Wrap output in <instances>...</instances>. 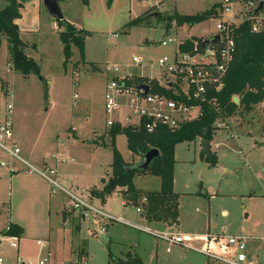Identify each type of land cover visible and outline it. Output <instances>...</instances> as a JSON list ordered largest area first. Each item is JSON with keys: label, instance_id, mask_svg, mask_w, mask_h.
<instances>
[{"label": "rangeland", "instance_id": "rangeland-1", "mask_svg": "<svg viewBox=\"0 0 264 264\" xmlns=\"http://www.w3.org/2000/svg\"><path fill=\"white\" fill-rule=\"evenodd\" d=\"M220 1L112 0L108 4V0H90L89 6H84L80 0H66L62 4L65 17L90 32L85 39V59H81L79 50L74 47L73 56L66 65L63 43L50 14L41 5L40 20L32 22V8L37 6V2L27 1L24 24L21 27L36 31L38 51L34 53L32 47H29L28 51L34 55L40 66V76L24 78L23 75L11 72L8 66L7 41H3L0 47V113L7 110L9 94L12 93L13 139L17 140V129L27 131L32 138V142L27 146L35 144L33 150L37 158H44L51 162V166L56 167L55 161L51 160L52 154L57 151L54 134L58 130L66 134L71 128L75 129L77 137L72 136L71 142H66L65 147L61 149L69 161L57 165L60 184L84 197H95L93 191L100 189H88L101 186L103 179L106 178L103 183L105 185L108 181L107 174L112 173L111 145L97 147L92 144H101L99 143L101 138H104L106 131H110L106 123L108 115L104 108V94L107 84L114 75L112 67L118 65L121 74L129 71L143 77L161 78L162 69L157 63L164 57H168L170 61L176 57L179 46L176 41L193 39L194 36L198 41L207 40L208 35L215 32L217 24L214 14L193 25L188 32L185 28L178 30L175 27L167 28V21L163 18L176 12L187 15L202 14L214 4H220ZM155 2L162 3L161 8L159 3ZM6 5V0H0V9ZM146 10L148 13L143 24L126 27L131 18ZM239 10H245L243 5H240ZM159 12L162 17L155 16ZM59 28L62 29L60 26ZM169 39L173 42L162 46V41ZM135 56L142 59L141 65L133 62ZM150 61H153V64H150ZM126 66L128 70H124ZM2 80L8 84V93L3 91ZM74 94H78L75 105ZM263 118L262 104L249 114L239 111L235 116L227 118L225 123L220 121L219 124L224 123L225 126L218 124L212 139L211 153L216 152L218 155V162L214 166L201 159L202 146L199 138L192 142L178 143L175 147L177 189L185 193H194L189 194L191 197L189 201L192 203L188 205L186 212H190V216L195 214L207 219L211 230L225 228L220 234L247 236L249 254L257 264H264V145L260 134ZM59 138L65 141L66 136ZM107 139L111 144L110 135H107ZM20 147L24 150L22 144ZM116 148L127 163L136 164L141 161L142 157L134 155L128 149L124 134L117 136ZM21 156H24L23 151ZM9 161V155L0 147V162L8 165L6 168L0 166V203L5 205L12 204L11 187L7 179L11 169H17L18 160H12L11 166ZM33 162L37 167H41L39 162ZM99 164H102L101 168ZM24 172L26 173V170ZM146 175L150 177H142L135 181L140 188L152 187L155 184V178L150 174ZM48 185L53 199L52 227L53 231L58 233L59 248L54 253L52 249L39 250L36 244L34 246L30 244L29 255L37 257L34 262L38 263L50 252V264L69 263L76 257L78 259L75 255L78 249L86 248L88 257H83V264H108L109 240L131 237L137 239L139 234H144L141 242L147 249L144 256L146 264H162L161 256L156 258L151 234L118 223H110L104 232L102 229L105 224L100 216L93 214L89 218L81 219L71 208L73 202L66 200L60 192L52 194L51 185L49 183ZM201 187L202 191L199 192ZM143 196L146 195L141 194V197ZM123 201L124 199L113 195L105 201L95 200L94 205L112 215L146 225L141 220L136 206L126 205ZM222 210L227 214L222 215ZM60 213L64 220H69L63 227L59 222ZM4 219L5 216L0 212V233L5 227ZM165 227L170 230L168 227L173 226ZM0 245L5 250L4 254L15 253L13 260L18 254L25 258L12 247L11 241L4 240ZM160 254L164 256L165 264H180L183 260V256L178 258L174 253Z\"/></svg>", "mask_w": 264, "mask_h": 264}, {"label": "built area", "instance_id": "built-area-1", "mask_svg": "<svg viewBox=\"0 0 264 264\" xmlns=\"http://www.w3.org/2000/svg\"><path fill=\"white\" fill-rule=\"evenodd\" d=\"M261 2L263 6L258 10ZM240 5H243L244 11L239 10ZM217 11L216 30L208 36L209 42L204 44L206 40H194L192 51L182 52L178 47L173 60L170 61L168 57L159 59L157 64L162 69L161 78L143 77L129 71L121 74L118 65L112 67L114 75L107 84L104 94V108L108 115L107 126L110 129L119 124L122 127L144 129L149 133L163 127L174 131L201 117L203 104L210 101V93L220 90L224 85L223 80L236 49L234 29L247 21L252 32L259 33L264 30V0H221ZM217 35L220 37L219 41L212 43ZM170 42H173L172 39L163 40L161 44L167 46ZM200 50L203 51L199 52ZM133 62L141 65L142 59L135 56ZM150 64H153V61ZM124 70H128V66ZM140 78L147 80L140 81ZM142 84L148 85V93L140 87ZM156 86L160 90H157ZM77 98L78 94H74V104ZM9 99L7 110L0 121V147L9 155L10 161L16 159L22 162L27 166L29 173L37 174L48 181L52 194L60 192L67 200L73 202L71 208L80 217L86 219L93 214L100 216L105 224L102 229L104 232L110 223H120L150 233L169 245H178L203 255L207 259V264H257L249 254L247 236L223 233L196 237L169 229L157 231L121 216L112 215L97 208L91 196L84 197L68 190L60 184L56 167L49 165L36 167L21 157V149L12 135V94H9ZM117 114L119 117H116ZM224 123L218 122L217 125L225 126ZM53 158L57 163L67 161L66 158L60 159L57 155H53ZM0 166L6 168L8 165L0 162ZM148 202V198L144 196L140 205L136 206L141 215L145 214L144 206ZM5 237L9 238L7 240L11 241L13 248H19L18 237L0 235L1 242ZM37 245L46 247V242L38 240ZM50 257L51 253L48 252V256L36 264H50ZM0 264L35 263L27 262L19 256L14 261H8L6 257L0 256Z\"/></svg>", "mask_w": 264, "mask_h": 264}, {"label": "trees", "instance_id": "trees-1", "mask_svg": "<svg viewBox=\"0 0 264 264\" xmlns=\"http://www.w3.org/2000/svg\"><path fill=\"white\" fill-rule=\"evenodd\" d=\"M7 5L0 9V47L4 40L8 43L10 53L9 62L12 69L28 78L30 75L40 76V66L36 60L27 54L28 45L22 39L20 28L16 20L21 18L20 9L22 3L18 0H6ZM112 0H108L110 4ZM84 6H88L90 0H81ZM220 4H214L211 9L198 15H183L175 13L164 17L169 28L173 23L178 26H193L194 24L217 14ZM148 13V12H146ZM146 13L130 20L126 27L143 24ZM156 17H162L160 12ZM62 29L59 32L63 43L65 65L73 56V48L79 50L81 59L84 60L85 39L90 35L89 31L78 28L66 19L56 20ZM236 49L234 58L229 64L223 80V87L210 93V101L203 104L202 115L199 119L189 122L178 130H170L166 127L159 128L153 133L144 129H136L131 126L122 127L114 125L109 135L113 149V162L111 164L112 175L99 191H93V195L104 201L118 189H124L125 204L140 205L141 192L137 190L134 180L137 176L150 174L159 177L161 188L158 191H149L143 195L148 198L145 204V216L150 222H162L165 225L177 227L179 219V195L174 192V167L175 147L181 142H192L198 137L212 141L217 123L225 122L237 112L249 114L256 107L264 104V30L254 33L250 30L249 22L245 21L234 29ZM184 41L179 50L189 52L193 50V41ZM139 80V79H138ZM147 78H140L146 81ZM157 90H160L156 86ZM234 97L239 98V104L234 102ZM264 119V118H263ZM262 132L264 135V121ZM124 134L127 138L128 149L137 156L142 157L151 148L160 151L147 170H139L135 164L127 163L122 154L116 148V137ZM102 146H107L103 141ZM201 158L211 166L217 164V156L211 153L206 156L201 153ZM23 229L16 224H9L0 234L3 236L20 237ZM109 260L113 264H143L141 258L127 254L126 259L115 256L111 250L108 252Z\"/></svg>", "mask_w": 264, "mask_h": 264}, {"label": "crops", "instance_id": "crops-1", "mask_svg": "<svg viewBox=\"0 0 264 264\" xmlns=\"http://www.w3.org/2000/svg\"><path fill=\"white\" fill-rule=\"evenodd\" d=\"M27 1H31V0H26V1L19 0V2L22 3V7L20 9L21 18L17 19L16 23L18 24V26L20 28V33H21L22 39L26 42L28 47H32L33 48L32 51L34 53H36L38 51V49H37V43L35 41V39H36V34H35L36 31H35V29L31 30L30 28L29 29L27 28L25 30V29H23L21 27V25L24 24V18H25V14H26V10H27V8H26ZM65 1L66 0H60L59 4H60L61 9H62V4H64ZM36 2H37V6L32 8V13H31V21L32 22H35V21L38 22L40 20V13H41L40 6L41 5L44 6L43 0H36ZM155 3H159V2H155ZM216 4H218V3H216ZM161 6H162V3H159V8H161ZM45 10H46V8H45ZM147 10L142 12L138 16L148 12ZM176 13H178V12H176ZM179 14H181V13H179ZM183 15H187V14H183ZM155 16H157V14H155ZM50 17H51V20L53 21V23L55 25V30H57L56 32L58 33V36H59V32L61 31V29L59 28L56 20L51 15H50ZM137 17L135 16L134 18H137ZM134 18H131V20L134 19ZM64 19L68 20L65 17V15H64ZM68 21L71 22L70 20H68ZM71 23H73V22H71ZM73 24H75V23H73ZM76 26L78 28H81L78 25H76ZM174 27L177 30L185 28V29H187L188 32H190L191 31V27H193V26H191V27L187 26V25L178 26V25H176V23H173L171 28H174ZM192 38L196 39L195 36L192 37ZM184 41H186V40L183 39V40H181L179 42L178 41H176V42L180 46ZM28 50H29V48H27V50H26L27 54L29 56L33 57L34 55H32V53L29 52ZM8 52H9V50H8ZM9 58H10V53H9V56H8L9 70L11 72H14V74H19V75L22 76V74H20L19 72L14 71L12 69V66H11V64L9 62L10 61ZM31 76H33V75H30L28 78H30ZM2 85H3V91L5 93H8L9 92V89H8V86H7L8 84L6 85V83H4V81H3ZM10 94H12V93H10ZM12 98H13V94H12ZM73 104H74V102H73ZM263 106H264V104H263ZM5 112L4 113L3 112L0 113V121L3 119ZM263 121H264V119L262 120V126H261V131H260L261 133L260 134H261L262 140L264 142V135H263V132H262ZM13 125L14 124L12 123V126ZM66 131H68V130H66ZM107 132H109V131H106V133L104 134V138L103 139L102 138H101V140L99 139L100 140L99 143H102L104 141L107 144V146H109L110 142L107 139V135L109 136V133H107ZM27 133H28L27 131L26 132L25 131L22 132L21 130L17 129V132H16L17 140L13 139L17 144L19 142L24 147V150H22V148L20 147V144H18V146L21 149L20 155L22 154V151L24 153V156H21V157L24 160H26L28 163L33 165V166H36V164H34L33 161L39 162L40 163L39 165H41V167L46 166V165L51 166L50 165L51 162L46 161L44 158H37V155H36V153H34V150H33V148L35 147V144L32 145L31 147L27 146V145H29L32 142V138ZM59 136H66L65 141L63 139L59 138ZM72 136L74 138L77 137L76 130L73 129V128H71L66 134H65V132H62V130H58V132L54 134V138H55L54 141H55V144L57 145V151H56V153L52 154L51 160H53V161L55 160L53 158V155H57L58 158H60V159L61 158L62 159L63 158L67 159V155L61 149L63 147H65V143L66 142H71V139L73 138ZM198 138L200 139V141L203 139V138H200V137H198ZM116 139H117V137H116ZM92 140H94V139H92ZM126 140H127V138H126ZM212 142H213V140L210 141V151L213 148V146H212L213 143ZM92 144L96 145L97 147H102V145H99L98 143L97 144L96 143H92ZM24 145H26V146H24ZM201 146H202V144H201ZM104 147H106V146H104ZM201 153H203V150L201 151ZM213 153L216 154L217 162H218L217 153L216 152H213ZM68 161L69 160L67 159L66 162H58V163H67ZM9 162H10V166H11L12 159ZM55 163H56V169H57L58 163L57 162H55ZM136 164H138V163H136ZM99 165H100L99 167L101 168L102 164H99ZM25 170H26V173L24 172ZM107 175H108L107 177L109 179V177L112 175V173L111 174H107ZM142 177L143 178H145V177L147 178V177H150V176L140 175V176H137L135 178V180H134V183H135V186H136L137 190H139L142 193V195L145 194L146 192H149V191H158V190H160V188H161V180H160L159 177H156V176H152V178H155V184L152 185V187H150V186L149 187H143L142 186V188H140L136 184L135 181L138 180L139 178H142ZM57 178H58V180L60 182V175H59L58 169H57ZM105 179H104V181H105ZM7 181L10 183V187H11L12 204L8 203L7 205H5V204H1L0 203V212H2L3 215L5 216V219H4L5 220L4 221V223H5L4 226L5 227H4V229H6V227H8L9 224H16V225L20 226L23 229L22 235L20 237H18V243H19V248L17 249L18 253H22V255L25 256V258L21 257L23 260L29 261V262L33 261L32 263L36 264V262H34V261L37 260L36 255L35 256L29 255V252H28L30 244H32L33 246L36 244V246L39 248V250H44L45 248H48L49 250L52 249L54 253L57 251V248H59L57 246L58 245L57 239L59 238V236H58V233H55L53 231V227H52V220H53V217H52V200L53 199H52V195L50 194L48 181L46 182V180L43 179L42 177H40L39 175H36L34 173H29L27 166L25 164H23L22 162H20V161L17 162V169L16 168L15 169H13V168L11 169L10 176L7 179ZM103 183L104 182H102L101 186H94V187H91L88 190H91V189H94V188L95 189L97 188V189L101 190L103 188V186H104ZM202 188L203 187H201V190L199 192L202 191ZM67 189L71 190V188H67ZM123 191H124V189H118V190H116V192H114L113 194H111L108 197H111V196L115 195V196H117L119 198L124 199V201H126L125 197H123ZM72 192L75 193V191H72ZM174 192L179 195V207H180V222L179 223H180V225L178 226V228L177 227H168V228H171L170 229L171 231L179 233V234L196 236V237H201V236H205V235L220 234L221 232L225 231V228L211 230L210 225H208L207 219H204L203 217H198L195 214L190 216V212H186V208L188 207V205L190 203H192V201L191 202L189 201L190 198H191V197H189V194L193 195L194 193H185V192H182V191L177 189L176 177H175V167H174ZM198 193H196V194H198ZM78 195H81V194H78ZM196 199H197V197H196ZM92 200H93V202L95 204V200H100V199L97 198V197H92ZM196 211H198V209ZM221 214L222 215H226L227 212L225 210H222ZM59 215H60L59 222L61 223V226L63 227L66 224V222H68L69 220H64V218L61 215V213ZM78 216H80V215H78ZM140 217H141V220L143 222H145V224H146L144 226L150 227L151 229H154V230H157V231L158 230H166V227H165L166 225L165 224L161 225L162 222H150L145 216H143L141 214H140ZM81 219L84 220V218H82V217H81ZM131 222H133V221H131ZM134 223H137V222H134ZM118 224H120V223H118ZM137 224H139V223H137ZM125 226H127V225H125ZM127 227H129V226H127ZM130 228H132V227H130ZM133 229H135V228H133ZM135 230H137L139 232H143V231H140L138 229H135ZM143 233L147 234L146 232H143ZM148 235H150V233H148ZM229 235H232V234H229ZM150 236H152L153 239H154L153 248L155 249L156 258H159L161 256L160 257V261L162 260L161 261L162 264L166 263L165 260H163L164 256H162L160 254V253H164V252L171 253V254L174 253V255L177 256L178 258L183 256V260L180 261V264H207V259L204 256L199 255V253L184 249V248H182V247H180L178 245H169L166 242L157 239L152 234ZM141 238L144 239V234H139V237H137V239L136 238L133 239V237L127 238V239L118 238L116 241H113L111 239V240H109V250H111V252L115 256L123 258V259L129 253L132 256H136V257L141 258V260L143 261V264H146V259L144 258V256H145V253H146L147 249H146V245L141 242ZM7 239H9V238H6V237L3 238L2 242L4 240H7ZM38 240L45 241L46 242V247L38 246L37 245V241ZM2 242L0 240V244H2ZM196 244H199V243L196 242ZM1 247L2 246L0 245V255H4V256L6 255L5 257H7L8 261H14L13 258L15 256V253L13 255H10V253H8V252H7V254H4L3 252H5V250H3ZM114 249H117V250L113 251ZM116 252H118V253H116ZM19 255L20 254H18V256ZM75 255L78 256V259L76 257V259H73V261L71 260V262L65 263V264H75V263L83 264L82 263L83 257H88V251H86V248L83 249V250L78 249V251L75 253ZM155 262H157V260H155ZM108 264H113V263L110 262L109 256H108Z\"/></svg>", "mask_w": 264, "mask_h": 264}, {"label": "water", "instance_id": "water-1", "mask_svg": "<svg viewBox=\"0 0 264 264\" xmlns=\"http://www.w3.org/2000/svg\"><path fill=\"white\" fill-rule=\"evenodd\" d=\"M140 1H145V0H140ZM239 1H250V0H239ZM60 0H43V4L44 7L46 8L47 12L55 19V20H63L64 19V14L62 12V9L60 7L59 4ZM263 6V2L260 3L258 10L261 9V7ZM219 35H217L211 42L212 43H216L217 41H219ZM209 40L204 41V44L208 43ZM141 88H143L145 90V93H148L149 91V87L148 85H144L142 84L140 86ZM234 102L239 104V98L238 97H234ZM201 144H202V150L203 153L206 156H210L211 155V151H210V141L203 138L201 140ZM262 145H264V142L262 143ZM160 156V151L156 148H151L149 151H147L143 156L141 161L138 164H135V166L139 169V170H147L149 168V166L152 164V162L158 158ZM104 182V179H103Z\"/></svg>", "mask_w": 264, "mask_h": 264}]
</instances>
